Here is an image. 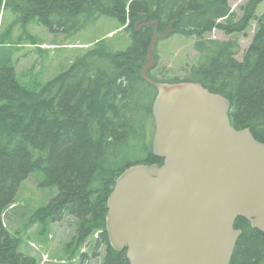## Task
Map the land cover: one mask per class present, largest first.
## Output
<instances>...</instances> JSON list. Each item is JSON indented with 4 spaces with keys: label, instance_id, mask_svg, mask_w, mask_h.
Listing matches in <instances>:
<instances>
[{
    "label": "trees",
    "instance_id": "1",
    "mask_svg": "<svg viewBox=\"0 0 264 264\" xmlns=\"http://www.w3.org/2000/svg\"><path fill=\"white\" fill-rule=\"evenodd\" d=\"M259 2L249 0L238 16L228 0H0L15 15L0 31V264H39L20 251V238L3 220L21 183L37 170L40 187L55 188L57 194L33 212L30 223L40 222L43 233L45 226L72 215L78 220L77 251L70 259L88 236L97 235V244L105 248L101 264H128L126 251L108 241L106 203L127 167L162 162L151 149L156 89L141 73L155 34L193 37L197 57L183 68L185 78L165 76L170 70L157 61L156 38L149 78L196 81L227 97L231 125L248 128L264 142V11L258 14ZM96 14L119 21L131 39L126 49L114 50L101 39L82 48L38 89L19 80L16 55L22 39L12 37L16 25L35 21L51 33H70L84 17ZM253 21L252 41L240 60L237 38ZM213 29L231 37L213 39L208 36ZM234 226L241 234L230 264H264V233L242 217Z\"/></svg>",
    "mask_w": 264,
    "mask_h": 264
},
{
    "label": "water",
    "instance_id": "2",
    "mask_svg": "<svg viewBox=\"0 0 264 264\" xmlns=\"http://www.w3.org/2000/svg\"><path fill=\"white\" fill-rule=\"evenodd\" d=\"M141 73L153 85L152 153L114 181L106 203L110 245L128 264H230L237 218L264 233V142L236 129L230 101L196 81H155L153 45Z\"/></svg>",
    "mask_w": 264,
    "mask_h": 264
},
{
    "label": "rangeland",
    "instance_id": "3",
    "mask_svg": "<svg viewBox=\"0 0 264 264\" xmlns=\"http://www.w3.org/2000/svg\"><path fill=\"white\" fill-rule=\"evenodd\" d=\"M248 1L228 0V3L231 10L240 16V8ZM252 1H260L257 5L260 15L264 11V0ZM14 17L11 7L0 4V31L5 29ZM77 28L70 33H51L35 21L27 22L23 26L16 25L12 37L15 40L22 39L16 55L19 80L32 89H38L63 71L77 54L83 53L82 48L85 49L98 40L106 39L114 50H124L131 43L128 34L120 28L119 21L105 15L84 17ZM255 28L256 22L253 21L245 33L237 38L238 59H242L244 51L251 43ZM208 36L218 40H227L231 37L219 29H213ZM157 37L159 38L156 45L157 61L160 67L170 70L163 74L168 77L185 78L187 73L183 68L195 63L197 57V52L193 48L194 38L169 35L166 32ZM33 40L37 43H33ZM41 180V171L31 173L19 186L16 202L9 205L3 215L6 229L21 240L20 251L34 255L39 264H101L105 248L97 244V235L88 236L80 246L79 251L83 254L85 252V255L80 256L79 252L75 253L73 259L69 258L75 249L73 240L78 226V220L74 216L64 215V220L45 226L46 230L43 233L40 230L44 227L40 222L30 223L33 212L47 204L57 194L55 188H41Z\"/></svg>",
    "mask_w": 264,
    "mask_h": 264
}]
</instances>
